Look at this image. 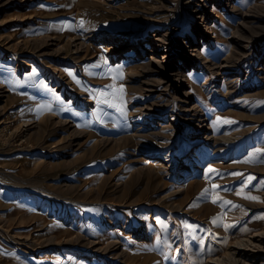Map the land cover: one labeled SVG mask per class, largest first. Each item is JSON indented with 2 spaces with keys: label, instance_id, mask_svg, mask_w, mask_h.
Wrapping results in <instances>:
<instances>
[{
  "label": "rangeland",
  "instance_id": "374dc122",
  "mask_svg": "<svg viewBox=\"0 0 264 264\" xmlns=\"http://www.w3.org/2000/svg\"><path fill=\"white\" fill-rule=\"evenodd\" d=\"M199 1L186 0L187 9L192 11ZM176 3L0 0V86L8 90L0 100V264H118L113 253L104 255L103 250H97L108 248L113 241L132 251L134 259L128 264H209L210 259L228 253L229 244L264 229V207L258 205L264 204L262 65L255 69L261 71L245 72L239 79L227 74L236 71L235 66L223 72L227 77H219L201 63L187 69L192 81L187 90L193 98L186 107L201 103L220 148L210 150L218 159L202 158L204 176L194 178L188 200L183 201L184 192L172 195L179 188L173 172L146 163L156 155L168 161L178 156L183 161L190 148L199 146L190 143L204 139L191 136L194 126L187 127L182 121H173V128L158 127L159 135L148 138L154 132L148 125L157 119L141 109L148 103L140 91H125L132 80L124 74L130 60L123 55L132 47H124L122 56H113L109 51L112 44L106 41L117 34L151 35L156 31L150 26L152 19L172 18V13L157 10L164 4L173 8ZM231 6L238 11L229 15ZM231 6L218 1L207 5L212 13L208 39L201 38L193 22L183 37L188 40L191 34L196 41L192 44L201 49L204 58L217 64L228 60L229 65L234 64L246 51L251 53L238 65L243 70L264 55L262 43L240 50L234 47L233 35L237 31L255 39L264 32V0H234ZM192 20L197 21L195 16ZM46 36L54 40L45 44L37 57L34 48L37 44L42 48ZM94 36L98 37L93 41ZM73 37L82 38L88 47L75 54ZM26 51L32 54H22ZM149 58L146 55L133 61L148 62ZM25 61L32 67H25ZM115 69L123 72L122 79H114ZM203 82L209 89L206 94L195 87H202ZM247 88L252 90L246 93ZM215 97L226 106H214ZM89 100L92 102L87 103ZM176 112H180L177 106H168L162 116L175 120ZM46 113L54 117L46 115L39 121ZM59 119H72L75 126ZM75 127L87 135L74 141ZM240 133L247 134L232 145L222 140ZM209 168L214 171L209 173ZM249 176L255 179L248 180ZM214 184L218 186L215 189ZM205 189L209 192L202 195ZM226 200L231 203L219 207ZM228 211L230 222L226 221ZM117 217L125 230L112 225ZM144 226L146 235L156 238L157 249L147 237L131 235ZM229 231L230 236L220 237L219 233ZM182 232L186 236L183 241Z\"/></svg>",
  "mask_w": 264,
  "mask_h": 264
},
{
  "label": "bare ground",
  "instance_id": "6f19581e",
  "mask_svg": "<svg viewBox=\"0 0 264 264\" xmlns=\"http://www.w3.org/2000/svg\"><path fill=\"white\" fill-rule=\"evenodd\" d=\"M26 1L27 0H23V2H26ZM110 1H114V0H110ZM164 1L167 2V0H164ZM185 1L186 0H176L177 3L175 7L173 8H169L165 4L162 5V7L157 11L172 13V18L168 20L156 19V18L152 19L151 21L152 23L150 26H152L153 28L156 27V31L152 33L151 35L147 36L143 32H138V33L133 32L134 34H131V35L126 34V36L124 37L121 34H117L114 36H110L109 40L106 41L107 43L112 44L111 47L109 48V51L111 50L110 54L113 56H118V55L122 56V53L120 52L124 47H127V46L132 47L130 52H127L125 55H123L124 58L127 59V57H129L128 59L130 60L129 63L128 62L126 63L129 66V68L124 74L127 77H129L128 79L132 80L131 84L130 85L128 84V87L125 88V91L127 90L129 94L132 92L135 93L134 90L140 91L144 95V101L148 103L146 104L147 106L143 105L141 109L145 112V115L150 116V118L152 119H157V121H152L150 125L147 124L150 127V130H154V132L149 133L148 138L152 139L153 137H156L157 135H159L160 132L155 131L156 128L158 127H162L165 129L173 128L174 127L173 121H182L185 126L189 125L187 127H190V125H192V127L194 126L192 133H190L191 136H198V137L201 136L204 139L203 142L202 141H199V142L192 141L190 143L191 146H195L197 144H199V146L192 147L190 149L188 148L189 150L186 152V155L183 157V159L185 158L183 161H182V158L178 159V156L173 157L169 161L160 158L159 155L150 156L148 157V159H146L147 165L151 168L157 166V167H160L161 169H165L169 172H173L172 174H174V179H176L177 183H179V188L173 191L172 195L177 196L178 194L184 192L186 196L183 199V201L188 200L192 195V190L194 189L193 183L195 182L193 181L194 178L201 177L202 175L204 176V171H202V167H200L201 161L203 160L202 158L207 157L210 161L214 159H218L216 158L217 156L215 154L213 155L210 154V150L212 149L220 150V148L217 147L218 144L216 142L218 141V137L214 135L213 127L209 122L210 117L207 115V113L203 109V106L201 105V103L196 102L194 105L186 107L191 104L190 101L193 98V93L187 90L190 87L189 85L192 84L190 74H186L187 69H189L191 65L194 66V65L201 63L203 66L206 65L207 67H209L214 73H217L219 77H223L224 75L223 72L226 71L229 68V66L230 67L235 66L234 70L236 69V71L229 72L227 74L237 76L236 79H239L240 77L244 76L245 72H252L259 65H262L264 67V55H262L259 60H256V62H253L250 67H247V69H244V68L243 70L240 69L238 65H241V62H243L244 59L251 54V53H247V51L245 54H242V56H239L234 64L230 63L229 65L228 64L229 60L227 61V63L225 62L226 64H217L210 59L204 58L205 56L201 52V49L199 47H195V44H192V43H196V41L194 40L191 34H189L188 40H184L183 34L189 29V25L191 22H193L194 29L197 33L201 35V38L208 39V37L211 35V32L208 28V23H209L210 17H212V13L211 15L210 13H208L207 5L210 4L211 2L218 1L220 5L227 6L230 4L231 6L234 0H200L197 6L192 11L187 9V5ZM254 5L256 4H253V6ZM158 7L159 6H157V8ZM230 8H231L230 9L231 11H229V15L230 13H234L238 11L236 10V6H231ZM243 13L241 11V15ZM194 16L197 19V21L195 22L192 20ZM246 17H247V14L245 15L244 13L243 18H246ZM263 21H264V18H263ZM261 26L264 27V25H261ZM256 35L258 36L254 37L255 39H251L250 37H249L250 39H248L242 33H239L236 31V33H234L233 35V42L235 43L234 47L237 49L240 48V50H246L247 47H250L251 43L258 44V42L261 41L262 43L261 53L264 54V32L256 34ZM97 37L98 36H94L91 38L93 40L94 38L97 39ZM44 39L45 41L41 44L42 48H40L41 46H39L38 44L34 48L36 51H33V53L36 54L37 57H40L39 55L41 53V49L45 47V44H48L49 42L54 40L52 36H46ZM81 39L80 37L79 38L73 37L71 39L75 46V54L82 52L86 47H88L87 44H86L87 46H85V43L81 41ZM27 41H28L27 44H29L30 38ZM34 41H36V39H34ZM244 42L246 43V45L244 44ZM187 44H190V45H187ZM23 53L26 56L27 55L29 56L32 54L29 51L22 52V54ZM146 55H149L150 57L148 62L135 63L133 61L134 58L139 59ZM25 67L31 68L32 65L28 63L27 61H25ZM261 70L262 68H259L255 70V72H259ZM112 74L115 76L114 78L115 80H120L123 77V72H119L118 69L113 70ZM227 74L224 76L227 77ZM249 76L250 74L248 75V77ZM262 81L264 82V78ZM136 82H137V85H134ZM262 85L263 84L261 83L258 87L260 88L262 87ZM2 87L0 86V100L4 99V97L6 96L5 92L8 91L6 89L3 90ZM195 87L197 89L199 87L198 89L199 93H205V94L208 93L209 89H208V86H206L205 82H203L202 87L199 84H196ZM251 90L252 88H247L245 92L247 93V92H250ZM216 97L212 98L213 105L219 109H222L223 107H225L226 105H224V103L226 102H223L221 100L217 101ZM91 102L92 101L89 100L87 103H91ZM230 105L232 104L230 103ZM168 106H171V107L177 106L178 109L180 110V112L178 113L176 112L177 117L175 120H169L170 118L168 119L167 117L162 116V112L164 111V108ZM156 108L160 109V111L156 112ZM1 110L2 109L0 107V112ZM46 115H51L54 117V115L46 113L41 117L39 121L46 118ZM58 121L67 122L69 127L75 126L74 124H71V121L73 122L72 119H59ZM141 129L142 127L140 126L138 131H141ZM74 132L77 135V138L73 139L74 141L76 139L83 138L85 135H87L85 134V132L78 130L76 127L74 129ZM244 134H247V133H240L239 135H235V136L234 135L224 136L222 140L232 145L235 143V140L241 138ZM152 135H155V136H152ZM156 143L158 144V142ZM227 147H228V144H227ZM174 151H177V150H174ZM221 159H227V156H221ZM170 161L172 163H169ZM142 180H144V178ZM202 186H199L200 191H201ZM177 204L178 202L176 204L174 203L173 205L176 206ZM180 204L182 203L180 202ZM258 205H260L261 208L264 207V204H258ZM128 207L129 206L125 208H128ZM180 208L182 209L183 205ZM206 211L208 212V209ZM111 223L114 226L123 228L124 230L126 229V226H124L120 217L115 218L114 221H112ZM130 233L135 239H142L144 237H147L146 239H149L148 235H146L145 233V226L139 228L138 230H135L134 232H130ZM122 245L123 244L119 241H116V242L113 241V243L108 248L99 247V249L97 248V250H103L104 255L113 253L112 255H114L118 264H128L130 261L134 259L133 254L131 250L127 248H123ZM135 249L140 250V247L135 246ZM227 250H229V252L228 253L225 252L226 254H224L223 256L214 257L213 259H210L209 264H257L260 261L264 263V229H262L261 232L255 233L253 236H251V238H248V239L245 238V239L238 240L234 245L229 244Z\"/></svg>",
  "mask_w": 264,
  "mask_h": 264
},
{
  "label": "snow or ice",
  "instance_id": "6c2138e0",
  "mask_svg": "<svg viewBox=\"0 0 264 264\" xmlns=\"http://www.w3.org/2000/svg\"><path fill=\"white\" fill-rule=\"evenodd\" d=\"M70 75H71V73H70ZM121 91H122V89H121ZM107 101H105V103H106ZM110 106H112V105H110ZM229 123H230V121H229ZM214 170L213 169H211V168H209L208 169V172L209 173H211V172H213ZM233 175H242V174H240V173H234ZM247 179L248 180H252V179H255L254 177H251V176H249V177H247ZM218 186L217 185H213V189H215V188H217ZM208 192H209V190L208 189H205L204 190V193L202 194V195H207L208 194ZM238 195H242V193H237ZM243 198H246V199H252V200H256L257 198L256 197H252V196H244ZM213 203H216L217 201L216 200H213L212 201ZM224 204H230L231 202L230 201H225V202H223ZM213 223H216V220H214L213 221ZM185 227H188V228H191V226L190 225H185ZM203 240H204V238L203 237H200V241H201V243H203ZM201 250H203V249H201ZM209 251H211V248H209L208 249Z\"/></svg>",
  "mask_w": 264,
  "mask_h": 264
},
{
  "label": "crops",
  "instance_id": "0c3cea01",
  "mask_svg": "<svg viewBox=\"0 0 264 264\" xmlns=\"http://www.w3.org/2000/svg\"><path fill=\"white\" fill-rule=\"evenodd\" d=\"M216 195H217V194H215L214 196H216ZM226 201H230V200H226ZM224 202H225V201H224ZM222 204H223V205H221V206H219V207L226 206V204H224V203H222ZM226 213H227V218H226V220H227L228 218L230 219V212L228 211V212H226ZM229 219H228V221H229ZM229 222H230V221H229ZM229 222H227V223H229ZM225 223H226V222H225ZM223 232H225V230H223ZM162 233H163V232H162ZM163 234H164V233H163ZM219 234H220V235L222 234L220 237H224L225 235H226V236H228V235L230 236V231H229L228 233L224 234V235H223L222 232L219 233ZM219 234H218V235H219ZM182 235H183V236H182V241H183L184 238H185L186 236H184L185 234H183V232H182ZM151 236H152V235H151ZM151 236H150V238H149V242L151 241V243H150L151 245H150V246H151V247L154 246V248L157 249V246H155V245L157 244L156 238H154V236H152V237H151ZM164 236H165V235H164ZM152 238H153V241H152ZM165 238H166V237H165ZM216 239H217V240H220V239H218V238H216Z\"/></svg>",
  "mask_w": 264,
  "mask_h": 264
}]
</instances>
